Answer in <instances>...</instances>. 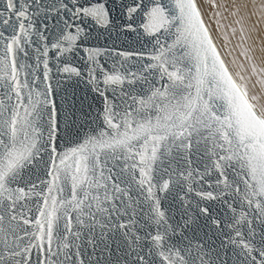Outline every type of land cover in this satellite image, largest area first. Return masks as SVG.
Returning <instances> with one entry per match:
<instances>
[{
    "label": "snow or ice",
    "instance_id": "6c2138e0",
    "mask_svg": "<svg viewBox=\"0 0 264 264\" xmlns=\"http://www.w3.org/2000/svg\"><path fill=\"white\" fill-rule=\"evenodd\" d=\"M203 2L5 0L0 264H264V0Z\"/></svg>",
    "mask_w": 264,
    "mask_h": 264
},
{
    "label": "bare ground",
    "instance_id": "6f19581e",
    "mask_svg": "<svg viewBox=\"0 0 264 264\" xmlns=\"http://www.w3.org/2000/svg\"><path fill=\"white\" fill-rule=\"evenodd\" d=\"M218 2L226 3L231 2V0H218ZM238 2H242V0H238ZM201 3L205 12V20L208 22L209 18L212 16L210 6L207 3H204L203 0H201ZM224 16L226 19H220L219 17L216 18L220 19V23L224 25L223 29L217 28L215 20L211 22L210 27L212 28L214 38L223 57L225 58L231 71L235 74L236 72L241 71L239 64L243 62V57L240 55L241 49L239 47V26L233 23L234 18L229 16L228 13H224ZM229 25H231V27L237 28V33L235 35H232L231 27H229ZM248 43L251 44L252 42L249 41ZM229 50L231 51L229 52ZM256 55L258 63L264 62V56H262L259 50L257 51ZM234 57L237 58L235 63L233 62ZM244 64L245 67H247V62H244Z\"/></svg>",
    "mask_w": 264,
    "mask_h": 264
},
{
    "label": "water",
    "instance_id": "95a60500",
    "mask_svg": "<svg viewBox=\"0 0 264 264\" xmlns=\"http://www.w3.org/2000/svg\"><path fill=\"white\" fill-rule=\"evenodd\" d=\"M121 2V0H116V4L115 5H112L113 7V11H112V15L113 16H116L117 15V12H116V6L119 5ZM109 3H111V0H109ZM5 9V0H0V11H3ZM0 19H3V17H0ZM137 20L139 21V17H137ZM206 21V20H205ZM15 22V19L13 17V19L9 22L10 24L11 23H14ZM98 27V26H97ZM5 28V26L3 24H0V29H3ZM11 29L9 28L8 29V32H10ZM8 32H6V34H8ZM97 33L96 31H93V36H95ZM214 36V35H213ZM141 41H144V37L141 35L139 36V38H137V35L136 34H132L131 36H127V38L125 39L124 37L121 38V40H118L116 41V47L117 48H120L122 50L124 49H127V50H133V49H136V50H139L141 48ZM216 42V40H215ZM100 43L101 45L107 43L109 47L112 46V42L111 41H105L104 40V37L103 35H101V40H100ZM217 44V42H216ZM218 46V45H217ZM148 47L150 48L151 45H148ZM219 48V47H218ZM220 50V49H219ZM221 52V51H220ZM222 54V53H221ZM223 57V55H222ZM224 58V57H223ZM225 59V58H224ZM226 61V60H225ZM109 64L112 63V61H109L108 62ZM227 63V62H226ZM230 68V67H229ZM135 70V69H133ZM231 70V69H230ZM81 87H83L81 85ZM87 131V130H86ZM39 175H43V173H38Z\"/></svg>",
    "mask_w": 264,
    "mask_h": 264
}]
</instances>
